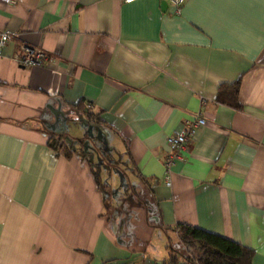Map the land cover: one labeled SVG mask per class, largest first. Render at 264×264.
I'll return each mask as SVG.
<instances>
[{
	"label": "crops",
	"instance_id": "0c3cea01",
	"mask_svg": "<svg viewBox=\"0 0 264 264\" xmlns=\"http://www.w3.org/2000/svg\"><path fill=\"white\" fill-rule=\"evenodd\" d=\"M0 31V264H163L179 224L264 264V0H0Z\"/></svg>",
	"mask_w": 264,
	"mask_h": 264
},
{
	"label": "trees",
	"instance_id": "16d2710c",
	"mask_svg": "<svg viewBox=\"0 0 264 264\" xmlns=\"http://www.w3.org/2000/svg\"><path fill=\"white\" fill-rule=\"evenodd\" d=\"M225 88L234 90L237 96L239 82L222 86L220 95ZM50 146L56 151H62L67 158H71L74 153L71 147L65 144L63 137L55 133H51ZM174 231L186 248V258L197 264H252L253 250L235 241L186 224L177 225ZM177 261L178 257H171L163 264H177Z\"/></svg>",
	"mask_w": 264,
	"mask_h": 264
},
{
	"label": "built area",
	"instance_id": "2783aa9c",
	"mask_svg": "<svg viewBox=\"0 0 264 264\" xmlns=\"http://www.w3.org/2000/svg\"><path fill=\"white\" fill-rule=\"evenodd\" d=\"M124 3L129 4L138 0H123ZM173 7L175 12L180 13L181 8L186 0H167ZM12 39V35L8 32L0 31V57H2L3 50L7 43ZM16 62L23 67H35L45 63H49V58L42 50H33L29 47H22L21 54L16 56ZM207 124L206 119L197 114L194 121L187 124L180 132L170 136L167 139V145L170 149L169 157L166 161V176L165 182L167 186H171L170 176L173 166L177 161L182 160V154L187 150V145L194 134L205 127ZM177 264H197L192 259L178 258Z\"/></svg>",
	"mask_w": 264,
	"mask_h": 264
},
{
	"label": "rangeland",
	"instance_id": "374dc122",
	"mask_svg": "<svg viewBox=\"0 0 264 264\" xmlns=\"http://www.w3.org/2000/svg\"><path fill=\"white\" fill-rule=\"evenodd\" d=\"M93 155H94L93 153L89 154V158L92 159V160H93ZM104 157H106V155ZM94 167L96 169V165ZM96 171H98L100 180L104 183V176L102 175V172H101L102 170L99 171V169H96Z\"/></svg>",
	"mask_w": 264,
	"mask_h": 264
},
{
	"label": "water",
	"instance_id": "95a60500",
	"mask_svg": "<svg viewBox=\"0 0 264 264\" xmlns=\"http://www.w3.org/2000/svg\"><path fill=\"white\" fill-rule=\"evenodd\" d=\"M164 5H165V6H168V3H167V2H164Z\"/></svg>",
	"mask_w": 264,
	"mask_h": 264
}]
</instances>
